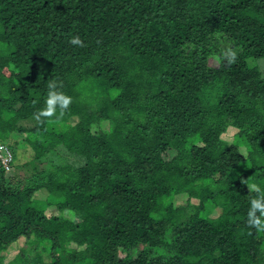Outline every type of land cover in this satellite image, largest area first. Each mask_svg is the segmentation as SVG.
<instances>
[{
    "label": "trees",
    "instance_id": "16d2710c",
    "mask_svg": "<svg viewBox=\"0 0 264 264\" xmlns=\"http://www.w3.org/2000/svg\"><path fill=\"white\" fill-rule=\"evenodd\" d=\"M260 58L264 0H0V264H264Z\"/></svg>",
    "mask_w": 264,
    "mask_h": 264
},
{
    "label": "clouds",
    "instance_id": "9594fccd",
    "mask_svg": "<svg viewBox=\"0 0 264 264\" xmlns=\"http://www.w3.org/2000/svg\"><path fill=\"white\" fill-rule=\"evenodd\" d=\"M69 42L73 45H82L83 43L78 35H73ZM225 55L230 62L234 61L237 56V50L229 49ZM70 102V96L59 91L54 82L49 83L48 94L44 106L34 113V117L37 120H40L42 117H51L57 112V108H59L62 113ZM252 187L255 189L256 185H252ZM247 222L257 229L264 231V192H261L259 189H257V195L250 199Z\"/></svg>",
    "mask_w": 264,
    "mask_h": 264
},
{
    "label": "rangeland",
    "instance_id": "374dc122",
    "mask_svg": "<svg viewBox=\"0 0 264 264\" xmlns=\"http://www.w3.org/2000/svg\"><path fill=\"white\" fill-rule=\"evenodd\" d=\"M247 62H248V65L251 67H257L259 72L261 73V76L264 77V58L249 59ZM20 125L23 127L31 128L34 125V122L33 121L21 122ZM64 164H70V165H73L74 167H77V166H81L83 164V160L74 156V155H70L63 148H59L56 151H54L53 153L48 154L39 163H37V162L33 163L31 168H34L36 170H46L47 168L50 169V168H54L56 166H61ZM15 172L17 174V171H15L13 168H10V170L5 172V175L8 178L16 179L17 177L15 176ZM20 174H21L20 175L21 177L26 175L24 171H21ZM36 196L38 198H43V195H41V194L36 195ZM172 203L175 206L185 205V202L183 201V199L181 197H177V196H175ZM193 203H196V201H194ZM43 204H45V202H43ZM46 213L47 214H54V213H56V211L52 210V209H48ZM218 213H219V211L215 210L214 213L211 215V217H216L218 215ZM24 244H25V241L23 239H20L12 247V249H8L6 252V255H5V262L13 259L14 256L20 252V249L23 247ZM24 247H25V245H24ZM29 257H32V254H30Z\"/></svg>",
    "mask_w": 264,
    "mask_h": 264
},
{
    "label": "built area",
    "instance_id": "2783aa9c",
    "mask_svg": "<svg viewBox=\"0 0 264 264\" xmlns=\"http://www.w3.org/2000/svg\"><path fill=\"white\" fill-rule=\"evenodd\" d=\"M0 163L5 171L10 170V164L12 163V153L4 145H0Z\"/></svg>",
    "mask_w": 264,
    "mask_h": 264
}]
</instances>
